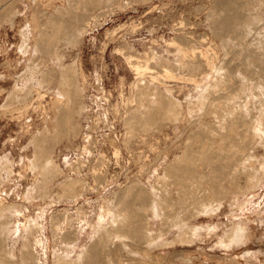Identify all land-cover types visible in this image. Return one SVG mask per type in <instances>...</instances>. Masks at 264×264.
Instances as JSON below:
<instances>
[{"label": "rangeland", "instance_id": "374dc122", "mask_svg": "<svg viewBox=\"0 0 264 264\" xmlns=\"http://www.w3.org/2000/svg\"><path fill=\"white\" fill-rule=\"evenodd\" d=\"M15 2L13 7L15 11L10 17L11 21H5L6 24L4 22L0 26V226H6V230L0 228L2 230L0 236L3 234V237H0V243L5 240L1 244L3 247L5 244L7 248H3L5 249L3 251L7 253L0 252V264H20L23 253L29 249L33 252L32 264H58L59 258L68 259L70 257V260L75 259L76 256L79 257L93 237L107 232L108 227L109 230L117 229L115 222L112 228L114 225H112V220H115L118 215L115 212L119 208L117 193L118 195L124 193L132 181V184L136 183L137 186H143L142 188L149 191L153 190L152 187L157 188L158 186H167L171 190L176 188L171 182L165 181L168 177L166 178L167 175L163 173L166 172L165 168L172 158L180 155L187 144L189 134L193 131L191 129H195L193 125L196 124L191 121L201 114L200 108L202 112L209 109L207 108L209 104L205 105L206 101L201 103L200 98L204 92L202 89L207 86L206 84H213L215 79V71L210 75L212 77L207 79V75H204L207 74L203 71L204 68L202 70L197 68L196 71L191 69V73L187 68L194 59L189 63L187 58L189 56L182 55L179 52V46L187 47L190 53L191 49L204 52L213 59L218 54L215 59L216 61L219 59L220 62H217L215 69L217 66L224 70L227 69L229 62L223 61H229V57L226 56L224 49L220 48L222 47L220 38L214 36L209 28L211 27L208 22L209 14L214 6V0H17ZM34 15L37 18L36 21ZM38 20L40 25H38ZM50 20H53L52 24L56 22L57 24L54 25L60 27L55 33L52 29L54 26L50 27ZM74 21L77 22L75 24L80 22L83 27L87 23V27L78 39L71 41V24L74 25ZM48 27H50L49 30ZM41 31L44 34L48 33L45 36ZM201 33L206 34V38L204 35L201 36ZM185 35H192V37ZM231 36H234V33ZM183 37H189L192 40L190 39L191 42L186 40L188 43L186 44ZM232 41L236 43V39L232 37L228 47L232 45L231 48L234 49ZM234 45L237 47V43ZM42 46L45 47L44 51H42ZM221 49L222 54L219 51ZM128 55L138 58L136 61H139L141 65L147 61L152 67L150 70L152 72L147 70V73L138 80L128 64ZM190 56L193 57L191 54ZM223 56L226 60L222 61ZM196 59L193 63L198 62ZM220 63L221 65L227 63L228 66L226 64L222 67ZM62 64H74L76 68L77 88L81 95L72 99L71 104L73 103L72 106L75 109L82 111L81 131L71 142L62 141L51 153V160L63 171L60 170L57 173L58 175L50 181H53L52 183L46 184L41 180L43 176L30 167L32 154H34V147L30 144V140L46 125L50 130L53 129V119L60 107L56 104V98L60 95L59 80L56 78L46 88H41L40 79L42 72L56 71ZM199 64L195 65L199 66ZM190 67L192 68L191 65L189 69ZM168 70L175 78L167 76L169 72L166 71ZM227 70L225 71L228 73ZM227 73L225 75H228ZM195 75L197 78L193 81L192 78ZM152 76H157L156 81L151 78ZM145 80L147 83L151 82L147 84ZM139 81L140 83L145 82L148 87L151 85L148 101L144 100V109L154 119H151V125L147 123L149 127L147 124L144 125V129L142 127L128 129L126 124L128 116L126 115H129L131 108H137L139 104L137 94ZM200 87L202 88L199 89ZM13 88L17 90L14 91ZM10 90H13L14 97H11L8 103L7 96L11 94ZM31 92L34 94L31 95ZM156 92L158 95L155 94ZM40 93H46L44 99L39 95ZM166 93L173 100L171 107L167 104V108L170 107L168 113L166 105L164 106L166 109L163 110L159 103V100L168 97ZM28 95H31L30 98ZM170 98L166 99L170 100ZM188 102H193L195 105H190ZM180 109L188 112L186 111L185 114ZM190 110L194 113H190ZM116 148L119 149L120 154L118 155L115 152ZM102 155L104 160L101 159V162L104 161L105 166L101 168L99 159ZM114 155L120 156L116 158ZM257 156V163L253 164L254 162L251 161L249 163L247 160L244 165V167L247 165V168L250 165L248 169L249 172L251 171L250 178L242 175V178L239 177V182L234 184H237L235 187L227 182L228 178L224 180L222 187L227 186L228 183L226 189L229 187V190L225 187L224 189L229 191L227 192L229 196L226 194L225 199L213 204L215 212L212 215H198L185 221L186 224L183 223L180 227L173 226L170 217L161 218L159 222L156 219L152 223V231L156 235L160 232L149 247H153L146 256L150 262L153 264H264V170H260V165L264 164V153L260 152ZM92 168L94 170L101 168L102 172L96 171H100L101 175H95ZM255 175L258 180L252 179L255 184L252 182L251 189L246 188L244 184L249 186L247 184L250 183L246 181L251 180ZM157 177H164L165 182ZM66 179L84 182L83 185L79 182L81 188L85 186L82 198H68L63 194L60 183ZM104 179L106 180L103 181ZM155 181L159 185L155 184ZM100 182H102L101 185ZM162 182L164 184H161ZM45 184L49 186H44ZM238 185L241 186L240 190L236 188ZM230 187H234V190L230 191ZM242 187L247 190H242ZM237 190L241 192H236ZM155 192L160 194V190L156 189ZM216 206H218L217 210ZM143 210L150 212V208ZM159 211L160 213L165 212L161 208ZM171 214L170 216L174 215L173 212ZM30 219L31 226L27 222ZM234 219L236 225L233 222ZM2 222L4 224H1ZM17 225L20 233L17 231L13 234L12 231ZM185 225L190 227L184 232L190 238L189 240L186 237V240L190 242L188 240V242L183 240V243L173 241L176 235L180 234L178 232L181 227ZM239 226H242L244 230H240ZM193 227L197 230L193 231ZM102 228L103 232L99 233L98 230L102 231ZM230 228L233 230H231L232 234ZM243 232H246L245 235L242 234ZM229 234H235V238L239 241ZM115 235L111 234L114 237L113 241L110 240L111 237L106 239V242L110 241L113 245L107 243L109 245L108 254H111L113 248L119 249L118 244L122 243L119 245H122L125 250V252L122 250V253L124 256L129 255L127 256L129 258L126 257L125 261L121 260L122 254L120 258L118 256L121 252H115L113 255V251L111 254L113 257L110 255L108 259L113 258L115 261L106 260L107 264L108 262H113L110 264L139 263L136 261L142 258L145 250H137L139 251L137 253L134 248L136 244L130 245L134 240L118 233ZM223 239L224 241L221 242ZM227 239L235 241H231L229 246L226 244ZM113 242L118 243L116 247ZM126 250L133 251L130 252L132 255ZM9 251L13 252V255L9 253L11 257L8 256ZM5 254L8 257H2ZM117 256L118 261L115 259Z\"/></svg>", "mask_w": 264, "mask_h": 264}, {"label": "bare ground", "instance_id": "6f19581e", "mask_svg": "<svg viewBox=\"0 0 264 264\" xmlns=\"http://www.w3.org/2000/svg\"><path fill=\"white\" fill-rule=\"evenodd\" d=\"M15 1H17V0H0V26L5 21L6 22L11 21L10 17L12 14H14L13 12L15 11V10L13 11V9H14L13 7L16 4ZM214 1H215V3H214L213 7L211 6L212 11L210 10L211 14H209V21H208L211 24V27L207 26V28L209 27L211 29L214 36H216L217 38H220L221 43H222V47H220V48L224 49L226 56L229 57V59L227 58L229 61H227L223 56L222 61L225 59L226 61H223V62H229V66L226 63L228 66L227 69H229V71L227 69H225L228 71V73H227L224 70V68H221V67L219 68L218 66L216 67L217 69H215L217 62L219 61V59H217V61L215 59L218 54L215 53L216 56L214 55L215 56L214 59L216 62L215 63L214 59L211 58L208 54H205L204 52H201V51L197 52V51L191 49L190 50L191 53H190V52H188L189 50L187 49V47L184 48L183 46H179L180 47L179 52L182 55H184L185 57H187V56L190 57V58L187 57L189 59L188 60L189 63L193 59L195 60V58H197L196 60L198 62H194V63L195 64L200 63L199 66L201 68L198 65H195L193 63V61H194L193 60L190 64L192 66V68L190 67V69H189V66H190L189 64H188L189 65L188 68L186 67L189 71L191 69L195 70L198 68L199 70H202V68H204L203 71H206V73H207L204 75H207V77H206L207 79H208V77H212L210 75L215 71V79L213 78L214 79L213 84H211V85L206 84L207 86L204 89H202L204 92L200 98L201 103H204L206 101L204 104L206 105L208 103L210 105V107H208L209 105H207V108H209V109H205V111L202 112V110L200 108L201 114L198 117H196V119L194 118V120L191 121V122H193V124H195V123L196 124L195 125L192 124L193 126H195V129H191V130H193V131L190 130L191 133L189 131V133H190L189 134V140L186 139V140H188V141H186L187 144L186 145L184 144L185 147L183 148L181 154L174 156V159L172 158V161L169 162V165L168 166L166 165L167 166V168H165L166 170L164 169L166 172L164 171L165 173H163V174L167 175L166 178L168 177V179H166L165 181L171 182L173 184V187L175 186L176 188L174 190H171L166 186L168 188L167 189L165 186L161 185V184H164L162 182L160 184V186H162L163 188L159 187V186L157 188L152 187L153 190H155V191H156V189L160 190V194H158L155 191L151 192L153 190H151V191H149L148 189L145 190L144 188H142L143 186L139 187V186H137L136 183L132 184L133 183V181H132L131 185L127 188V190L124 193L122 192L119 195L117 193L118 202L116 200V195H115V201L118 203L119 212L117 213L118 209H117V211H115L116 214H118V215L115 217V220H112L113 223L112 222L111 223L113 225L115 222L116 227H117V229H115L116 231L114 229L109 230V227L106 226V228L108 227V229H107L108 231L106 229H104L107 232L101 233L99 235H97L98 233L97 234L95 233L97 235V237H93V240L91 239L92 241H90L88 246L86 245L87 247L85 249H83L84 251L82 250L83 252L81 254H79V257L76 256L75 259L71 258L70 260H69V258H70L69 256H68L69 257L68 259L67 258H59L58 264H107L106 260L109 261L111 259L110 257H109L110 259H108V256H110L113 251H114L113 255L115 252L116 253L121 252L118 256L120 258V255L122 254L121 260L125 261L127 258H129V257H127L129 255H126V256L123 255L122 252L123 251L125 252V250H123L122 245L119 246L122 243H120V244L117 243L119 249L115 250L113 248L114 250L112 249V252H110L111 254L110 255L108 254L109 253L108 252L109 251V249H108L109 245L108 244H110L111 246H113V245L111 244L112 242H110V241H108L109 243L106 242V239L108 240V238L111 237L112 239L110 238V240L113 241L114 240L113 238L116 237V235H115L116 233L121 234L125 237L128 236L126 238L130 237L132 240H134L131 242V239H130V242H131L130 245H132L133 243L136 244L134 247L136 249V252H137V250H145L143 252L142 258L140 257L136 261L135 257H134V260L136 262H139L137 264H153L152 262H150V260L146 256L148 255L147 253H149V251H151V249H153V247L149 248L153 244L151 242L155 239V237L160 232V231L157 232V235H156L152 231V223L156 219H158L157 222H159V219H161V218L163 219L165 217L166 218L170 217V220L172 221L171 222L172 225L180 227L185 221L192 219L194 217H197L198 215H201V214L212 215V213L215 212V210H214L215 205H213V204L221 202L223 199H225V195L226 194L228 195L227 192H229V191H226V190H229V187L226 189V187L228 186V183H227V186H224L226 190L224 189V187H222V183L224 182L225 179H227V178H228V180L230 179V181L227 180V182H230L231 186H232L236 182L237 183L239 182L238 181L240 179L239 177L242 178L243 177L242 175H244L246 178L247 177L250 178L251 171L249 172V170H248L250 165H248V168L246 165L245 166L246 168H245L244 167V165L246 164L245 162L248 160L249 163L251 161L252 163L254 162L253 164H255V162L258 160L257 154H260V152L264 153V0H214ZM203 9L204 8H202V10ZM208 10H207V12H208ZM198 12H199V10H198ZM207 18H208V14H207ZM34 19H35V21L37 20L36 15H34ZM75 20L78 21V19H75ZM52 21L51 20L49 21V22H51V24H50L51 26L50 25L49 26L50 27L54 26V28H52V29H53V33H55L56 30H58L60 27L54 25L56 22L54 24H52ZM76 21H74V25L71 24V26H72V28H71V35H72L71 39L72 40L71 41L78 39L80 37V35L84 33L85 27H87V23H85L86 25H84V27H83V24H81L80 22L78 24H75ZM6 22H5V24H6ZM38 25H40L39 20H38ZM198 25L199 24H197V26ZM50 27H48V30ZM55 27H56V29H55ZM52 29H50V30H52ZM42 31H41V33H42ZM47 33L48 32H45L46 35H47ZM205 33H207V32H205ZM233 33H234V36H231V34L233 35ZM45 34L42 33V35H45ZM200 35L202 36L204 34L201 33ZM205 35H204V37H205ZM185 36L192 37V35H185ZM201 36H199V37H201ZM204 37H202V39L207 41L208 38L205 39L206 37L205 38ZM232 37H234V40L236 39V43H237V47H236L234 45L236 43H234V41H232L234 49L231 48L232 45H230V47H228V45H229L228 43L230 42V40H232ZM183 39H185L184 40L185 43L188 44L187 41H190L191 38L189 39V37H183ZM193 41H195V39ZM202 42H203V40H202ZM189 49H190V46H189ZM222 49L219 51L221 52ZM44 50H45V47L42 46V51H44ZM197 50H199V49H197ZM222 53L223 52H221V54ZM190 54L193 55L194 58L193 57L191 58ZM55 55L58 56L57 54H55ZM184 56H182V57H184ZM58 58H59V56H58ZM137 59L138 58L134 57L133 55L127 56L128 64L130 65L132 70L135 72V74L137 76L136 78L139 80V78H142V76H144V74L147 73V70L150 71L152 69V67L149 66L147 61L145 62L144 65H141L139 63V61H136ZM184 59L186 60V58H184ZM179 63H181V62H179ZM184 63H186V62H184ZM182 64H183V62H182ZM226 64H224V65L226 66ZM184 65L186 66L187 64H184ZM222 65L220 63V66H222ZM177 66L179 67V64H177ZM180 69H182V68H180ZM183 69H184V67H183ZM75 71H76V68H75L74 64H69V65L62 64L59 66L58 70H56V71H52V70L44 71V72H42V75H41L42 76V78L40 79V84H41L40 87L41 88H46V86L51 84V82H53L54 79L58 78V80H59L58 89L60 91V95L57 96V98H56V104L60 105V107H59V109H57V114L53 119V129L50 130L48 127H46L48 125H46L42 130H39L37 133H35L32 140H30V142H31L30 144H32V146L34 147L33 148L34 154H32L33 158L30 161L31 162L30 167L33 170H35V172L37 170V174L40 173L39 175L43 176V178L41 180H43V182L46 184H48L53 178H55L58 175L57 173L60 170L63 171V169H59L60 167L57 164H55L54 161L51 160V156H52L51 153H53V150L62 141L63 142L64 141L71 142V140L76 138L81 131L80 117L82 115V111L80 109H75L72 106L73 103L71 104L72 99L81 95V92L77 88V80H76V76H75ZM224 71L228 75H225L226 73L224 74L223 73ZM150 72H152V71H150ZM166 72L167 73L169 72L167 76L175 78V76H173L169 70ZM199 73H200V71H199ZM213 76H214V74H213ZM151 78L155 79V81H156L157 76H152ZM195 78H197L196 75L194 78H192V80L195 81ZM199 81H201V79ZM205 81H207V80H205ZM140 82L141 81H139V85H137L138 86L137 87L138 88L137 94H138V98H139V100H138L139 104L137 103L138 104V106L136 105L137 108H135V107H133V109L131 108L130 109L131 113L129 112V115H126V116H128V119L126 122V124L128 125V129H133V128L137 129V127L138 128L142 127V129H144L143 126L146 125L147 123H149L151 125V123H152L151 119H154V118H151V114H149L148 112H145L146 109H144V100L148 101L147 97L150 96L149 87L151 85L148 87L147 84H149L151 81L148 83L146 81L147 84L145 82L144 83H140ZM200 83H202V82H200ZM205 83H207V82H205ZM136 84H138V83H136ZM201 88L202 87H200L199 89H201ZM13 90H14V88H13ZM13 90H10L11 92L10 91L9 92L11 94H9V96H7V102L8 103H10L9 100L11 101L10 98L14 97ZM16 90H14V91H16ZM152 91H153V88H152ZM32 94H34V93L31 92V95ZM155 94L158 95L157 92ZM162 94H164V93H162ZM31 95H28L29 96L28 98H30ZM39 95L44 99L46 93H44V94L40 93ZM162 96L164 97L165 95H162ZM166 96H168V94ZM166 98H170V97L168 96ZM166 98L165 97L162 99L160 98L161 99V100H159L160 102L158 101L161 104V106L163 107L162 108L163 110L165 108L164 107L165 105H166V108H167V104L171 107V104H172L171 102H173V100H171V98H170L171 101L169 99H166ZM13 99L14 98H12V100ZM41 102H42V100H41ZM178 103H180V102H178ZM188 103H190V105L193 104V102H188ZM147 105H148V102H147ZM194 105L195 104H193V106ZM169 106H168V108L170 109ZM181 106H183V105H181ZM193 106H189V107H193ZM176 107H178V105ZM155 108H157V106ZM185 108H186V106H185ZM169 109L167 110V113H168ZM172 109L175 110V108H172ZM195 109L196 108H194V110ZM180 110H178V111H180ZM197 111H198V109H197ZM172 112L173 111H171V113ZM182 112H180V113H182ZM185 112H183V113H185ZM189 112L194 113V112H191V110ZM160 113H161V111H160ZM171 113H169V114H171ZM191 115H193V114H191ZM182 118H185V117H182ZM187 119H188V117H187ZM190 120H191V118H190ZM182 122H183V119H182ZM149 124H147V127H149L148 126ZM176 124H174V125L177 126ZM183 124H184V122H183ZM170 125H172V124H170ZM181 126H183V125H181ZM181 129H182V127H181ZM154 134H155V132H154ZM167 135L169 136V134H167ZM178 138H180V137H178ZM181 138H182V136H181ZM182 141H184V139ZM147 143L149 144V142H147ZM155 146L156 145H154V147ZM153 150H154V148H153ZM244 150H246L245 151V152H247L246 154H248V153L249 154L244 155L243 153H245V152L241 153V151H244ZM115 152H116V155L120 154L119 149H117V148H116ZM116 155H114V156H116ZM160 155H161V153H160ZM119 156H116V158ZM99 157H101V156H99ZM166 157H168V156H166ZM146 158H148V156ZM101 159L104 160L103 155L99 159V161L101 163L100 167L102 168L105 166V162L104 161H103L104 163L101 162L102 161ZM166 166H164V167H166ZM260 166H261L260 170L261 169L264 170V164L260 165ZM257 167H259V166H257ZM101 168H99V169L97 168V169L101 171L102 170ZM251 168L253 169L252 164H251ZM98 170L93 169V172L94 171L96 172ZM107 170H108V168H107ZM254 170H255V167H254ZM95 172H94L95 175L100 174L99 172H96V173ZM106 173H107V171H106ZM257 174H258V172H257ZM259 174H261V173H259ZM60 175H62V173ZM100 175H99V178H100ZM256 175L254 176V178H251V180L252 179L256 180V178H255V177H257ZM262 177H263V175H262ZM157 178H159V177H157ZM157 178H156V181H158ZM70 179H68V180L66 179L62 183H60L63 194L65 196H67L68 198H74V199L82 198V195L85 193L84 192L85 186H82V188H81L80 184L83 185L84 182H81V180L77 181V180H73V179L70 180ZM159 179H163L162 181H164V177L159 178ZM260 179L262 181V178H260ZM105 180L106 179H104L103 181H105ZM251 180L246 181V182H250L249 184H247L249 186H246V184H244V186L246 188H248V187L250 188V186H251L250 184L252 182L255 184V182L253 180L252 181ZM40 181H39V183H40ZM156 181H155V184L157 183ZM52 182H50V183H52ZM79 182H81V183L79 184ZM169 182H167V183H169ZM39 183H38V186H40ZM101 183L102 182H100V185H101ZM46 184L44 186H49ZM240 185L243 186L242 184H240ZM240 185H238V187H236V188L241 189ZM35 186H37V185H35ZM38 186H37V188H38ZM102 186H104V185H102ZM235 186H237V184L234 185V187ZM252 186H254V185H252ZM245 187H244V189L242 187V190H247V189H245ZM105 188H106V186H105ZM233 188L230 187V191ZM236 192H239V191L237 190ZM242 194H243V192H242ZM238 196H240V195H238ZM150 204H151V207H149ZM241 206H242V204H241ZM148 207L150 208V210H149L150 212H146L143 210L144 208L149 209ZM217 207L218 206H216V210H217ZM159 208L163 209V211H165V212L160 213ZM171 212L174 213L173 216H170ZM175 215H177L176 218H175ZM172 217L175 219L172 220L173 219ZM238 217H240V216H238ZM111 218H113V217H111ZM234 218H235V216H234ZM167 220H169V218ZM30 221H31V219L27 221L28 224ZM110 221H111V219H110ZM164 221H166V220H164ZM6 222L7 221L5 220V224H7ZM160 222L163 223L162 221H160ZM233 222L236 225L235 219ZM111 223H110V225H111ZM237 223H238V221H237ZM1 224H4V222H2ZM115 224L113 226L111 225L112 228L115 226ZM184 224H186V223H184ZM242 224H244V223H242ZM235 225H233L234 228H235ZM214 226H216V225L214 224ZM214 226H212V228H214ZM188 227H189L188 225L181 227V229L179 230L180 232H178L180 234L179 235L177 234L176 235L177 237L176 238L174 237L175 239H173V241L176 240L177 243H181V242L183 243V240H186V237H187V235L184 234V232H185V230L187 231L190 228V227L189 228ZM194 227H193V231H194V229L197 230V228H194ZM0 228L1 229L4 228L6 230V226H4V225H1ZM103 228H102V231L98 230L99 233L103 232ZM200 228H201V226H200ZM163 229L164 228H162V230ZM202 229H203V227H202ZM204 229H207V228H204ZM242 229L244 230V228H241L240 230H242ZM162 230H161V232H162ZM229 230L231 233L232 229L230 228ZM229 230H228V232H229ZM0 231L2 232V230H0ZM4 231H3V233H4ZM17 231L18 232L20 231V228L18 225H17L16 229L13 230L12 232H13V234H15ZM190 231L192 233L191 229H190ZM190 231H188L189 234H190ZM114 232H115V234H114ZM208 232H209V230H208ZM234 233L239 234V232H235V231H234ZM245 233L246 232H243L242 234L245 235ZM111 234L115 235V236L113 237V236H111ZM231 234H229V236L235 235V234H233V235H231ZM239 235H241V234H239ZM123 236H121V237H123ZM190 236L192 237V234ZM193 236H194V233H193ZM226 236H227V234H226ZM229 236H228V239H229ZM0 237L2 238L3 234ZM241 237L242 236H240V238ZM4 238H5V236H4ZM126 238H124V239H126ZM187 238L190 240L189 237H187ZM224 238L226 240V237H224ZM230 238H232V237H230ZM221 239H222V237H221ZM234 239H237V238H235V236H234ZM2 240H4V239H2ZM187 240L185 242L189 241V240L188 241ZM230 240L235 241L232 239H230ZM223 241H224V239L221 240V242H223ZM231 241L228 240V243L226 242V244H228L230 246L229 243ZM4 242H5V240H4ZM4 242L1 241L2 244ZM128 242H129V239H128ZM128 242L126 243L127 245H128ZM175 242H173V244H175ZM1 243H0V250H1L0 252L7 249V248H5V244L3 247V245ZM117 244H115L114 247H116ZM126 244H124V245H126ZM221 244H225V243H221ZM221 244H220V246H221ZM244 244H245V242H244ZM244 244H242V245H244ZM218 245H219V243H218ZM228 245H226V246H228ZM3 248H5V249H3ZM110 248H112V247H110ZM131 248H132V246H131ZM134 248H132V249H134ZM131 250H130V252H133ZM126 251L128 253H130L128 250H126ZM253 251H255V250H253ZM10 252L11 251L8 252V256H10L9 255ZM4 253H7V252H4ZM4 253H2V254H4ZM11 253L13 255V252H11ZM137 253H139V251ZM243 254H245V253H243ZM248 254H249V251H248ZM113 255H111V257H113ZM4 256H7V254L3 255L2 257H4ZM118 256L115 258L116 260L118 259ZM254 256H256V255H254ZM4 258H6V257H4ZM130 258L133 260L132 257H130ZM20 259H22L20 262L21 263L23 262V264H32L33 263V252L30 249L25 251L23 253V257ZM65 259H67V260H65ZM131 259H129V260H131ZM110 263H113V262H110ZM110 263L108 262V264H110ZM130 264H132V263H130Z\"/></svg>", "mask_w": 264, "mask_h": 264}]
</instances>
